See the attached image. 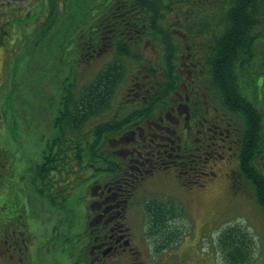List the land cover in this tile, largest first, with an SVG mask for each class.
Here are the masks:
<instances>
[{"label":"trees","instance_id":"16d2710c","mask_svg":"<svg viewBox=\"0 0 264 264\" xmlns=\"http://www.w3.org/2000/svg\"><path fill=\"white\" fill-rule=\"evenodd\" d=\"M63 2L64 8L50 0L47 19H39L44 10L38 7L30 16L18 7L13 19L17 27L27 17L32 23L27 79L39 93L50 88L54 94L48 110L42 107L54 116L47 162L35 177L39 188L51 184L57 171L72 174L78 163L83 172L98 166L100 173H112L123 158L111 148L135 147L150 152L151 165L174 168L187 185L214 177L217 162L236 158L239 171L229 178L235 187L240 178L252 186L264 210V174L257 168L259 160L264 166V0ZM5 29L0 27L2 38L11 40ZM106 55L110 58L96 68ZM22 60L15 57L10 91L0 99L5 119L15 116L17 94L25 87L17 79ZM43 63L53 78L46 80L45 70V80L38 77ZM8 126L21 140L23 125ZM122 135L128 140H119ZM138 160L145 162L143 154ZM74 192L67 189L65 199ZM16 219V226L33 225V217ZM64 233L57 244L67 238ZM249 243L241 228H226L219 236L223 260L247 264Z\"/></svg>","mask_w":264,"mask_h":264},{"label":"rangeland","instance_id":"374dc122","mask_svg":"<svg viewBox=\"0 0 264 264\" xmlns=\"http://www.w3.org/2000/svg\"><path fill=\"white\" fill-rule=\"evenodd\" d=\"M34 2L35 0H0V24L2 25V23H5L2 25V29L9 24L8 17L12 20L15 16L14 13H12L7 17L5 12H8L13 7L16 9L17 7H21V13L30 16L32 15V12L29 11V9L32 7ZM43 2H45V0H43ZM37 4L40 7L39 9H47L46 5L42 2H38ZM45 13H47V11H44L43 17L45 16ZM27 18L29 21L24 25V27H7V29H5L9 36H11V41L13 40L14 44H16L12 52L11 48L8 49L4 46L5 43H11L9 37L4 38L3 36L2 38L0 31V37L4 41V44L0 45V88L4 89L5 94L9 92L10 88L6 87L4 84L2 85L3 74L5 76V80L9 81V71L12 66L13 58H15L17 55L22 56L23 60L20 66L21 69L19 68L20 70L18 73V79L25 85V87L20 91L17 101L19 102V109L16 112L19 115V118L11 125L15 126V123L19 121L25 125L30 123L31 128H29L30 130L28 132H26V129L23 128V144L22 148L18 147V149L20 154L23 150L31 149L32 145H34L37 150V154H34V151L30 150L26 153L33 166L35 164L34 159L39 155L43 147V142L41 141L42 134L47 136L48 133H50V122L52 116L54 115L52 111H47V101L48 99L52 98L54 94L50 92V88H45L44 92L46 91V93L44 94L39 93L38 90L40 87L31 86L32 81L27 79V76H30L31 74L27 73L26 71L27 62L24 57L34 53L27 52L26 50L31 49V44L35 41V37H32L33 34L31 33L33 31L31 28V20L29 17ZM109 58V55L101 58L99 61H97L98 64L95 67H100ZM31 68L32 65L30 69ZM47 69L48 67L44 63L42 64L41 69L37 68L39 71L37 74L41 80H45V71H47ZM82 70L84 69L81 68V71ZM86 70H89V68H86ZM48 76L49 78H46V80L53 78L54 74H49ZM130 78L131 77H128L127 80L130 81ZM87 81L89 80L86 79V83ZM38 94L42 95L41 98L38 96ZM119 96L120 98L118 101L121 100V94H119ZM31 104H34L33 107H35V114H38L42 107H47V110L42 108L43 111L41 116L31 115ZM2 123L4 124L3 121ZM16 142L17 141L15 137L7 132L6 127H3L0 132V148L2 147L3 149L9 151L8 155L11 157L12 165L14 164L13 159L16 157V153L13 152L14 148L17 149ZM115 145H118V142L112 141L111 146ZM6 150H2L1 152L5 153ZM228 161L229 162H220L216 165V168H220V170L217 171V176L210 177V179H206L203 183L196 186L183 187L173 171L168 173H159L156 175L155 180L161 187H156L151 183H146L137 194L138 201L141 197H143L142 200L151 197L163 198L170 203V207L166 204L156 206V212H172V208H174V217H167L168 224L166 222L159 224L155 220L148 225V216L144 217V215H146L144 207L141 204H137L132 210V214H135L134 217H129L128 221L130 225H132V227L141 235H145L146 242H148L147 244L152 249H154V246L157 243L149 239V236H146V234L150 231L149 226L155 223L157 226L155 231L173 235L174 242H171L169 246H172L173 248L176 246V244L183 243L182 250L188 252V255L185 254L183 256V258H185L187 261L186 264H195V259L199 261V264H227L221 256L222 249L219 245V236L222 231L228 227H238L242 229L248 238H250L249 245L251 259L247 264H264V210L257 202L255 195L253 194V191L248 183L240 182L237 187L233 185L231 179L229 178L230 174H226L236 169V161L232 159H229ZM29 167L30 165L25 168L27 169ZM33 168L34 166L32 169ZM1 169L2 168H0V170ZM36 169L37 167L35 166V170ZM14 170L16 169L14 168ZM24 173L25 170L23 168L19 173V175H21V179L23 178ZM31 178L32 177L30 174L27 179L23 178V180L20 182V185H17L15 190L19 192V190L24 185L23 181L30 182ZM3 189L5 191L0 192V238H2L3 232H7L11 225L15 224L16 219L15 217H12V215L17 209L16 202L14 201V199L17 197H13L12 190L11 194H9L7 191V186L3 185ZM27 191L28 187H26L23 193ZM22 205L24 206V203H22ZM43 208L45 207L43 206ZM39 212H41L43 222L38 221L37 226L39 228H42L43 226V230L38 233L36 238L37 241H39L41 238L45 239L49 237V228H51L53 221V216L51 213L44 210H39ZM152 214L156 215V213ZM166 224L168 226L167 228H165ZM81 229L82 226H80L79 231ZM140 234L139 237L142 238ZM158 239L159 238L156 237V240ZM0 244H2L1 240ZM41 245L43 246V244ZM143 245L145 246V244ZM42 252L43 255L39 260V263L41 264H57L58 262H67L65 255L63 256L62 254V251L57 253L53 251L48 252L46 248ZM59 253L61 255H59ZM0 264H3V259L1 256Z\"/></svg>","mask_w":264,"mask_h":264},{"label":"flooded vegetation","instance_id":"af4514ba","mask_svg":"<svg viewBox=\"0 0 264 264\" xmlns=\"http://www.w3.org/2000/svg\"><path fill=\"white\" fill-rule=\"evenodd\" d=\"M141 154L145 162L138 160ZM149 154L148 151H132L131 157L137 158L125 157L129 164L120 176H112L111 180L101 184L96 182L91 207L93 214L85 218L84 234L75 239H79L75 243L76 248L69 250L65 264H186L183 256L188 255V252L182 250L183 243L173 248L169 246L174 242L173 235L155 231L156 228L150 230L146 236L157 243L152 249L145 235L137 232L128 221L129 217L135 215L132 210L137 205L134 200L136 192L144 184L139 180L145 174L158 172L156 165L150 164ZM147 216L148 225L155 220L167 223L164 218L144 215ZM156 237L159 239L156 240ZM16 250L20 251L24 264H37V257H22L25 254L23 247H17ZM194 263L199 264V261L195 259Z\"/></svg>","mask_w":264,"mask_h":264}]
</instances>
